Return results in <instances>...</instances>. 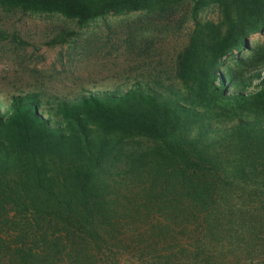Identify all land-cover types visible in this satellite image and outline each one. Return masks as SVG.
<instances>
[{
    "label": "trees",
    "instance_id": "obj_1",
    "mask_svg": "<svg viewBox=\"0 0 264 264\" xmlns=\"http://www.w3.org/2000/svg\"><path fill=\"white\" fill-rule=\"evenodd\" d=\"M215 1L228 28L195 32L178 59L180 86L0 99V264H264V64L222 65L249 48L264 0ZM156 2L169 5L0 0V9L85 26ZM75 35L56 28L46 45ZM0 40L28 44L2 25Z\"/></svg>",
    "mask_w": 264,
    "mask_h": 264
},
{
    "label": "rangeland",
    "instance_id": "obj_2",
    "mask_svg": "<svg viewBox=\"0 0 264 264\" xmlns=\"http://www.w3.org/2000/svg\"><path fill=\"white\" fill-rule=\"evenodd\" d=\"M144 11H119L78 26L58 15L6 12L0 9V26L18 33L27 45L0 40V99L26 92L51 96H74L85 91L127 89L134 83L154 85L181 83L176 79L179 56L188 48L195 32L220 24L223 8L215 0H165ZM195 13V16H193ZM76 31L68 42L46 45L56 28ZM248 49H235L222 65L243 70L236 59L264 64V22L247 36ZM224 67V66H223Z\"/></svg>",
    "mask_w": 264,
    "mask_h": 264
}]
</instances>
